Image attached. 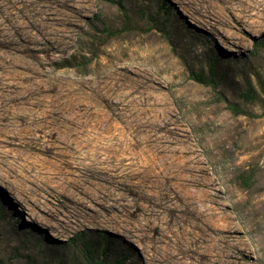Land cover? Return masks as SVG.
<instances>
[{
	"label": "rangeland",
	"instance_id": "374dc122",
	"mask_svg": "<svg viewBox=\"0 0 264 264\" xmlns=\"http://www.w3.org/2000/svg\"><path fill=\"white\" fill-rule=\"evenodd\" d=\"M40 1L0 33V95L57 86L0 102V264H264V0Z\"/></svg>",
	"mask_w": 264,
	"mask_h": 264
},
{
	"label": "bare ground",
	"instance_id": "6f19581e",
	"mask_svg": "<svg viewBox=\"0 0 264 264\" xmlns=\"http://www.w3.org/2000/svg\"><path fill=\"white\" fill-rule=\"evenodd\" d=\"M40 0H34L30 4L17 6L16 2H10L9 0H0V33H6L7 31H13L18 34H23L24 30L30 29L35 30L39 34H46L47 31L52 27V14L53 11L47 5H40ZM32 9H31V8ZM7 57L0 53V76L8 75L11 71L7 67ZM6 88L4 93L0 95V102L4 106H11L15 108H36L40 104L39 98L42 96H50L57 86L51 85L46 90H41L33 86L27 92L22 91L20 87H17L18 90L10 91L9 85H4ZM65 98L62 99L61 105L70 107L71 99H69L68 91L63 92ZM83 123L86 122V117L81 115ZM38 119L33 118L32 122L37 123ZM45 124L50 125V127L60 128L63 125L69 123L68 129L71 131L77 127L74 120H66L60 113L59 108H54L51 110L47 117L44 120ZM153 138L147 136L145 147L149 149H157L162 156L166 157L170 151L168 146L158 147L157 145L148 146ZM175 154H182L181 151H178L176 148L173 149Z\"/></svg>",
	"mask_w": 264,
	"mask_h": 264
},
{
	"label": "trees",
	"instance_id": "16d2710c",
	"mask_svg": "<svg viewBox=\"0 0 264 264\" xmlns=\"http://www.w3.org/2000/svg\"><path fill=\"white\" fill-rule=\"evenodd\" d=\"M196 81L199 82V83H205L204 82V79L202 77V75H197L196 76ZM230 109L236 113V114H241V115H248L247 113H245L244 111L240 110L237 106H234V105H230Z\"/></svg>",
	"mask_w": 264,
	"mask_h": 264
}]
</instances>
